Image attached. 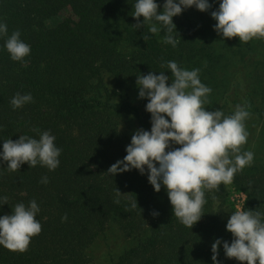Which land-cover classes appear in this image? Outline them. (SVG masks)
<instances>
[{
  "label": "trees",
  "instance_id": "obj_1",
  "mask_svg": "<svg viewBox=\"0 0 264 264\" xmlns=\"http://www.w3.org/2000/svg\"><path fill=\"white\" fill-rule=\"evenodd\" d=\"M209 2L208 11L193 6L173 18L180 37L172 47L163 42V30L136 29L135 0H0L9 35L19 30L31 46L25 62L13 61L0 38V150L3 140L22 134L38 139L43 131L62 149L54 171L26 162L7 171L0 163V196L9 198L0 216L35 199L42 226L24 252L0 246V264H96L93 248L113 222L131 242L114 264H213V242L233 239L226 230L235 211L232 192L245 195L243 210L264 214V38L241 43L222 37L210 14L219 0ZM157 3L162 10L164 0ZM168 60L200 69L201 82L212 90L207 110L231 115L239 104L249 113L247 142L240 147L254 153L253 162L231 184L205 191L203 215L192 228L174 216L166 189L156 192L147 173L106 172L127 154L137 129H151L137 76L165 71L171 77L161 67ZM18 92L31 93L33 101L13 109L10 100ZM218 260L241 264L225 256L222 244Z\"/></svg>",
  "mask_w": 264,
  "mask_h": 264
},
{
  "label": "clouds",
  "instance_id": "obj_2",
  "mask_svg": "<svg viewBox=\"0 0 264 264\" xmlns=\"http://www.w3.org/2000/svg\"><path fill=\"white\" fill-rule=\"evenodd\" d=\"M193 6L199 11L212 8L209 0H164L162 10L157 0H135L131 15L137 23L133 25L137 30L147 25L151 34L163 30V42L176 47L179 33L173 18ZM210 14L216 21L214 30L224 38L239 37L241 43L264 38V0H219V7ZM0 38H4L3 48L13 61L25 62L31 46L21 39L19 30L9 35L7 24L0 20ZM144 39L147 41L148 37ZM161 67L169 69L171 77L165 71L159 74L150 71L137 76L136 81L138 97L147 99L145 110L151 114L150 131L137 129L126 146L127 154L106 172L114 176L131 169L147 173L156 192L162 186L166 189L174 216L192 228L203 215L205 191L231 184L234 175L253 162L254 153L242 152L240 147L247 142L244 121L249 113L239 104L231 115H225L219 108L207 110L204 105L212 90L201 82L199 68H182L174 60L163 62ZM32 101L31 93L18 92L10 103L16 109ZM61 151L49 131L41 132L38 139L22 134L16 140H3L0 163L6 162L7 171H16L25 162L30 168L39 164L54 171L60 164ZM41 183L47 184L48 177L43 176ZM116 191L119 196L121 191L118 188ZM8 199L0 196V208ZM131 206L135 208L137 202ZM11 208V214L0 216V246L24 252L31 238L42 230L37 219L40 209L35 199ZM152 215L159 213L154 211ZM61 219L67 220V215ZM226 230L233 239L230 243L219 238L213 242V264H220L221 244L227 258H235L241 264H264V214L238 208L228 218Z\"/></svg>",
  "mask_w": 264,
  "mask_h": 264
},
{
  "label": "rangeland",
  "instance_id": "obj_3",
  "mask_svg": "<svg viewBox=\"0 0 264 264\" xmlns=\"http://www.w3.org/2000/svg\"><path fill=\"white\" fill-rule=\"evenodd\" d=\"M253 137L252 135L251 138ZM252 139L251 141H255ZM231 201L235 204V210H243L245 195L232 192ZM129 246L131 242L119 231L117 223L113 222L107 228L105 238L97 243L92 253L96 261H99L96 264H114L117 257Z\"/></svg>",
  "mask_w": 264,
  "mask_h": 264
}]
</instances>
